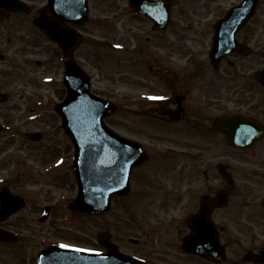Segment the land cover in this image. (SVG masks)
Here are the masks:
<instances>
[{
	"label": "flooded vegetation",
	"instance_id": "flooded-vegetation-1",
	"mask_svg": "<svg viewBox=\"0 0 264 264\" xmlns=\"http://www.w3.org/2000/svg\"><path fill=\"white\" fill-rule=\"evenodd\" d=\"M23 1L26 10L0 13V60L16 65L24 57L39 76L53 62L43 44L49 38L35 20L51 13L48 0ZM240 1L166 0L171 18L163 29L135 12L130 0L104 1L130 10L119 35L113 19L67 22L83 35L77 62L91 38L81 27L99 23L111 37L106 42L122 45L121 98L134 102L143 125L160 123L173 144L160 151L152 143L159 138L124 133L148 158L131 171L127 192L111 196L113 204L122 201L119 233L105 231L132 264H264V0L250 17L224 19ZM203 3L204 17L187 16ZM220 22L232 27L216 37ZM214 151L219 155H207ZM200 211L210 227L205 220L195 226ZM17 215L0 218V229L15 234L14 241L22 239Z\"/></svg>",
	"mask_w": 264,
	"mask_h": 264
},
{
	"label": "rangeland",
	"instance_id": "rangeland-1",
	"mask_svg": "<svg viewBox=\"0 0 264 264\" xmlns=\"http://www.w3.org/2000/svg\"><path fill=\"white\" fill-rule=\"evenodd\" d=\"M95 1L97 0H91V4ZM204 6V3L197 5L195 11L187 13V16L204 17L201 13ZM123 12L111 9L107 4L95 5L91 16L113 19L112 27L114 25L119 35L123 19L120 14ZM211 14L213 15L210 16L215 15ZM175 16L182 15L176 12ZM81 28L91 32V38L86 39L90 45L84 46L79 55L81 54L80 61L92 78V90L107 97L115 106L113 113L106 117V122L125 134L136 136L137 133H143L149 137H157L159 141L152 143H156L160 151L168 150L173 144L167 130H162L158 122H152L148 127L143 125L142 117L134 110V102L121 98L122 70L119 65H122V58L105 42H99L105 36L111 37L104 33L103 26L99 23ZM43 44L48 48L53 64L49 68H40L43 73L39 76L30 73L37 67L24 57L16 58V65L0 60V87L9 93L8 100L0 104V120L6 125L5 131L0 134V181L4 179L0 182V188H9L13 193L24 196L28 202L27 207L18 212L15 218L22 239L16 242H0V264H35L37 253L45 244L40 242L42 231L43 239H50L48 243L64 239L81 247L91 246L95 237L97 247L98 233L106 229L119 233L120 218L123 216L120 213L122 201L115 204L112 202L110 213L98 216L74 211L67 206L72 203L78 190L73 174L70 173L71 142L64 134L61 118L55 110L56 104L67 95V89L62 81L64 73L57 63L58 49L48 41H43ZM35 131L42 134L41 141L29 139V134ZM165 155L168 154L161 153L160 157ZM207 155L213 158L219 153L214 151ZM154 160L153 158L151 163ZM166 172L162 167V175ZM46 205L53 207L52 219L41 223L38 218ZM49 231L52 234L47 236Z\"/></svg>",
	"mask_w": 264,
	"mask_h": 264
},
{
	"label": "water",
	"instance_id": "water-1",
	"mask_svg": "<svg viewBox=\"0 0 264 264\" xmlns=\"http://www.w3.org/2000/svg\"><path fill=\"white\" fill-rule=\"evenodd\" d=\"M152 1L158 0H131L139 10L151 16L154 12L153 17L158 20L164 0L159 1V8L155 10L146 7V4ZM255 2L256 0H245L244 6L239 8V13L242 10H249L248 6L253 8ZM18 3L17 0H0V12L8 13L11 9L22 10ZM78 7L84 12L85 0H50L47 9L51 11L52 17L43 15L36 19V23L60 44L67 57L65 82L68 95L64 102L57 105V111L61 114L64 128L76 146L74 168L79 195L72 207L81 211L102 212L109 209L111 194L127 191L131 168L135 164L142 163L146 157L141 146L122 138L105 125L103 119L114 110V107L111 102L96 97L90 92L87 73L74 63L72 53L80 37L65 25L63 18L74 20L80 18V16H72V11ZM230 16L235 18L238 12L234 11ZM246 16L248 14L243 18ZM81 18L84 19L85 16ZM221 33L223 31L219 35ZM230 33L232 34L233 30ZM5 98L6 96L0 93V101ZM31 139L40 140L41 135L34 133ZM22 205L23 202L7 190L0 192V210H2L0 218ZM200 214L201 212L196 216L195 226H204L205 220V226L210 227L208 216L204 219ZM107 237L106 234H101L100 241L108 246L110 254L53 246L41 253L39 262L40 264H121L118 252L107 241Z\"/></svg>",
	"mask_w": 264,
	"mask_h": 264
},
{
	"label": "snow or ice",
	"instance_id": "snow-or-ice-1",
	"mask_svg": "<svg viewBox=\"0 0 264 264\" xmlns=\"http://www.w3.org/2000/svg\"><path fill=\"white\" fill-rule=\"evenodd\" d=\"M154 99H156V98H154ZM64 247H69V245H64Z\"/></svg>",
	"mask_w": 264,
	"mask_h": 264
}]
</instances>
